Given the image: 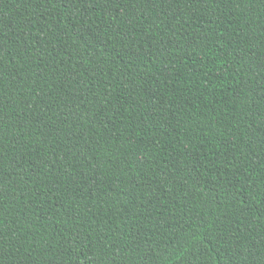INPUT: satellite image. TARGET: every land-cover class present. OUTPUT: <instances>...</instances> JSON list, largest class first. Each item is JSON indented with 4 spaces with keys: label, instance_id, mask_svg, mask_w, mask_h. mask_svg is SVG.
<instances>
[{
    "label": "trees",
    "instance_id": "obj_1",
    "mask_svg": "<svg viewBox=\"0 0 264 264\" xmlns=\"http://www.w3.org/2000/svg\"><path fill=\"white\" fill-rule=\"evenodd\" d=\"M0 264H264V0H0Z\"/></svg>",
    "mask_w": 264,
    "mask_h": 264
}]
</instances>
